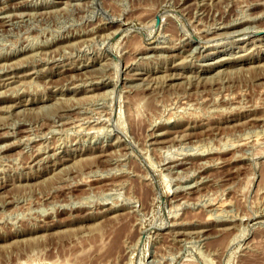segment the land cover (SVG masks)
I'll use <instances>...</instances> for the list:
<instances>
[{
    "label": "rangeland",
    "instance_id": "rangeland-1",
    "mask_svg": "<svg viewBox=\"0 0 264 264\" xmlns=\"http://www.w3.org/2000/svg\"><path fill=\"white\" fill-rule=\"evenodd\" d=\"M91 1L0 0V264H264V0Z\"/></svg>",
    "mask_w": 264,
    "mask_h": 264
},
{
    "label": "bare ground",
    "instance_id": "bare-ground-1",
    "mask_svg": "<svg viewBox=\"0 0 264 264\" xmlns=\"http://www.w3.org/2000/svg\"><path fill=\"white\" fill-rule=\"evenodd\" d=\"M69 1V0H68ZM93 1V0H92ZM91 1V2H92ZM172 1V0H171ZM77 2V1H76ZM163 2H165V1H163ZM208 2V1H207ZM72 3H74V2H72ZM99 3V2H98ZM160 3V2H159ZM208 3H210V2H208ZM62 4V3H61ZM162 4V3H161ZM178 4V3H177ZM186 4V3H185ZM77 5V4H76ZM94 5V4H93ZM160 5V4H159ZM211 5V4H210ZM99 6V5H98ZM155 6H156V4H155ZM197 6V5H196ZM251 6V5H250ZM61 7V6H60ZM64 7H65V5H64ZM68 7V6H67ZM74 7V6H73ZM247 7V6H246ZM42 8V7H41ZM158 8V7H157ZM89 9V8H88ZM88 9H86V10H88ZM93 9V8H92ZM156 9V8H155ZM36 10V9H35ZM157 10V9H156ZM159 10V9H158ZM157 10V11H158ZM251 10V9H250ZM33 11V10H32ZM152 11V10H151ZM150 11V12H151ZM154 11V10H153ZM180 11V10H179ZM245 11V10H244ZM185 12V11H184ZM14 13V12H13ZM42 13V12H41ZM61 13V12H60ZM263 13V12H262ZM5 14V13H4ZM38 14V13H37ZM48 14V13H47ZM106 14V13H105ZM3 15V14H2ZM152 15V14H151ZM150 15V16H151ZM156 15V14H155ZM158 15V14H157ZM165 15V14H164ZM179 15V14H178ZM198 16V15H197ZM199 16H200V14H199ZM245 16H247V15H245ZM40 17V16H39ZM46 17V16H45ZM85 17V16H84ZM83 17V18H84ZM87 17V16H86ZM164 17V16H163ZM169 17V16H168ZM250 17V16H249ZM252 17V16H251ZM27 18V17H26ZM109 18V17H108ZM235 18V17H234ZM254 18V17H253ZM14 19V18H13ZM37 19H39V18H37ZM123 19V18H122ZM249 19V18H248ZM256 19V18H255ZM40 20V19H39ZM44 20V19H43ZM84 20V19H83ZM234 20V19H233ZM262 20V19H261ZM0 21H4V19H2V18H0ZM9 21V20H8ZM28 21V20H27ZM45 21V20H44ZM151 21V20H150ZM152 21H154V19L152 20ZM32 22H33V20H32ZM100 22H101V20H100ZM103 22V21H102ZM18 24V23H17ZM180 24V23H179ZM258 24H259V22H258ZM107 25V24H106ZM201 25V24H200ZM23 26V25H22ZM217 26V25H216ZM246 26V25H245ZM248 26V25H247ZM252 26V25H251ZM251 26H248V27H251ZM121 27V26H120ZM202 27V26H201ZM200 27V28H201ZM7 28V27H6ZM171 28V27H170ZM169 28V29H170ZM206 28V27H205ZM234 28V27H233ZM259 28V27H258ZM117 29V28H116ZM180 29V28H179ZM184 29V28H183ZM212 29V28H211ZM75 30V29H74ZM86 30V29H85ZM88 30V29H87ZM175 30V29H174ZM195 30V29H194ZM208 30V29H207ZM235 30V29H234ZM261 30V29H260ZM96 31V30H95ZM136 31V30H135ZM168 31V30H167ZM69 32V31H68ZM104 32V31H103ZM114 32H115V30H114ZM137 32V31H136ZM171 32H172V30H171ZM118 33V32H117ZM166 33V32H165ZM170 33V32H169ZM185 33V32H184ZM251 33V32H250ZM253 33V32H252ZM70 34V33H69ZM172 34H173V32H172ZM72 35V34H71ZM97 35V34H96ZM102 35V34H101ZM113 35V34H112ZM212 35V34H211ZM258 35V34H257ZM39 36V35H38ZM94 36V35H93ZM107 36H108V34H107ZM179 36V35H178ZM185 36V35H184ZM193 36V35H192ZM240 36H242V35H240ZM34 37V36H33ZM89 37V36H88ZM100 37V36H99ZM166 37V36H165ZM175 37H177V36H175ZM253 37V36H252ZM204 38V37H203ZM206 38V37H205ZM215 38V37H214ZM213 38V39H214ZM217 38V37H216ZM264 38V37H263ZM30 39V38H29ZM98 39V38H97ZM168 39V38H167ZM207 39V38H206ZM244 39V38H243ZM86 40V39H85ZM204 40V39H203ZM34 41V40H33ZM47 41V40H46ZM68 41V40H67ZM187 41H189V39L187 40ZM200 41V40H199ZM207 41V40H206ZM205 41V42H206ZM37 42V41H36ZM66 42V41H65ZM136 42V41H135ZM184 42V41H183ZM248 42V41H247ZM73 43V42H72ZM82 43H84V42H82ZM93 43V42H92ZM137 43V42H136ZM135 43V44H136ZM139 44H140V42H138ZM33 44V43H32ZM78 44V43H77ZM134 44V43H133ZM139 44H137V45H139ZM166 44V43H165ZM29 45V44H28ZM87 45H88V43H87ZM131 45V44H130ZM146 45V44H145ZM158 45V44H157ZM168 45V44H167ZM62 46V45H61ZM82 46V45H81ZM84 46V45H83ZM135 46V45H134ZM180 46V45H179ZM22 47V46H21ZM63 47V46H62ZM77 47H78V45H77ZM186 47V46H185ZM155 47H148V48H145L144 50V52L146 53V52H150L151 51V53H152V51H153V49H154ZM162 48V47H161ZM172 48V47H171ZM181 48V47H180ZM190 48V47H189ZM194 48V47H193ZM4 49V48H3ZM39 49V48H38ZM66 49V48H65ZM79 49V48H78ZM85 49V48H84ZM102 49V48H101ZM134 49V48H133ZM174 49V48H173ZM37 50V49H36ZM45 50V49H44ZM87 50V49H86ZM140 50V49H139ZM181 50V49H180ZM4 51V50H3ZM22 51V50H21ZM31 51V50H30ZM121 51V50H120ZM142 51V50H141ZM190 51V50H189ZM20 52V51H19ZM37 52V51H36ZM69 52V51H68ZM97 52V51H96ZM136 52V51H135ZM154 52V51H153ZM158 52V51H157ZM191 52V51H190ZM31 53V52H30ZM80 53V52H79ZM150 53V54H151ZM162 53V52H161ZM180 53V52H179ZM28 54V53H27ZM26 54V55H27ZM78 54V53H77ZM83 54V53H82ZM170 54V53H169ZM175 54H176V52H175ZM25 55V54H24ZM138 55V54H137ZM143 55H145V54H143ZM147 55V54H146ZM171 55V54H170ZM19 56V55H18ZM79 56V55H78ZM91 56V55H90ZM113 56H115V55H113ZM135 56V55H134ZM148 56V55H147ZM4 57V56H3ZM7 57V56H6ZM43 57V56H42ZM173 57V56H172ZM17 58V57H16ZM16 58H13V59H15L16 60ZM48 58V57H47ZM100 58V57H99ZM135 58V57H134ZM12 59V60H13ZM252 59V58H251ZM254 59V58H253ZM11 60V58L10 57H8V58H6L5 60H3L2 62H4V61H9L8 63H6V62H4V63H6V64H4V66H9V67H11L10 65V61ZM37 60V59H36ZM137 60V59H136ZM181 60V59H180ZM178 61V60H177ZM242 61V60H241ZM1 62V61H0ZM90 62V61H89ZM110 62H112V61H110ZM117 62V61H116ZM128 62V61H127ZM85 63H86V61H85ZM126 63V62H125ZM79 65V64H78ZM9 67H7V68H9ZM68 67V66H67ZM79 67V66H78ZM172 67V66H171ZM5 68V67H4ZM176 68V67H175ZM85 69V68H84ZM118 69H119V67H118ZM8 70V69H7ZM170 70V69H169ZM57 71V70H56ZM85 71V70H84ZM108 71V70H107ZM132 71V70H131ZM207 71V70H206ZM11 72V71H10ZM17 72V71H16ZM25 72V71H24ZM38 72V71H37ZM74 72V71H73ZM118 72V71H117ZM134 73H135V70L133 71ZM165 72V71H164ZM169 72V71H168ZM107 73V72H106ZM109 73V72H108ZM107 73V74H108ZM129 73V72H128ZM177 73H178V71H177ZM153 74V73H152ZM189 74V73H188ZM194 74V73H193ZM71 75H72V73H71ZM189 75H191V74H189ZM194 75H196V74H194ZM57 76V75H56ZM79 76V75H78ZM89 76V75H88ZM87 76V77H88ZM101 76V75H100ZM100 76L98 77V78H100ZM109 76V75H108ZM126 76V75H125ZM129 77L131 76V74L130 75H128ZM167 76V75H166ZM198 76H200V75H198ZM204 76V75H203ZM30 77H31V75H30ZM117 77V76H116ZM155 77V76H154ZM178 77V76H177ZM195 77V76H194ZM202 77V76H201ZM89 78V77H88ZM95 78H97V77H95ZM149 78V77H148ZM153 78V77H152ZM151 78V79H152ZM170 78V77H169ZM192 78H193V76H192ZM198 78V77H197ZM91 79H93V78H91ZM107 79V78H106ZM105 79V80H106ZM138 79V78H137ZM157 79V78H156ZM198 79H200V78H198ZM206 78H204V80H205ZM208 79V78H207ZM3 80V79H2ZM6 80V79H5ZM31 80V79H30ZM44 80V79H43ZM81 80V79H80ZM86 80V79H85ZM89 80H90V78H89ZM94 80V79H93ZM99 80V79H98ZM105 80H104V82L102 81L101 83L99 82V84H96L95 85V87L94 88H91V85H90V88L91 89H101V88H103L104 89V87H106L108 84L105 82ZM155 80V79H154ZM46 81V80H45ZM150 81V80H149ZM194 81V80H193ZM86 82V81H85ZM93 82V81H92ZM75 83V82H74ZM77 83V82H76ZM81 83V82H80ZM88 83V82H87ZM91 83V82H90ZM118 83V82H117ZM132 83V82H131ZM202 83V82H201ZM18 84V83H17ZM48 84V83H47ZM52 84V83H51ZM194 84V83H193ZM198 84V83H197ZM32 85V84H31ZM79 85V84H78ZM19 86V85H18ZM63 86V85H62ZM118 86V85H117ZM124 86V85H123ZM6 87V86H5ZM151 87V86H150ZM25 88H28V87H25ZM55 88V87H54ZM67 88V87H66ZM6 89H7V87H6ZM112 89V88H111ZM124 89V88H123ZM129 89V88H128ZM24 90V89H23ZM102 90V89H101ZM99 91V92H102V91ZM106 90V89H105ZM61 91V90H60ZM95 91V90H94ZM8 92V91H7ZM74 93H75V90L73 91ZM77 92H79L78 90H77ZM99 92H98V94H99ZM104 92H107V91H104ZM1 93H3V92H1ZM0 93V94H1ZM89 93V92H88ZM97 92L95 91V93H93V94H96ZM108 93H110V92H108ZM13 94V93H12ZM72 94V93H71ZM79 94V93H78ZM83 94H85V93H83ZM107 94V93H106ZM76 95V94H75ZM74 95V96H75ZM88 95V94H87ZM86 95V96H87ZM91 95H92V93H91ZM97 95V94H96ZM103 95V94H102ZM78 96V95H77ZM99 96V95H98ZM2 97V96H1ZM16 97V96H15ZM48 97V96H47ZM66 97V96H65ZM72 97V96H71ZM80 97V96H79ZM83 97V96H82ZM7 98V97H6ZM26 98V97H25ZM45 98V97H44ZM74 98V97H73ZM91 98V97H90ZM93 98V97H92ZM95 98H97L96 96H95ZM94 98V99H95ZM99 98V97H98ZM102 98V97H101ZM28 99V98H27ZM59 99V98H58ZM63 99H65V98H63ZM72 99V98H71ZM77 99V98H76ZM79 99V98H78ZM40 100V99H39ZM84 100H85V98H84ZM90 100V99H89ZM92 100V99H91ZM11 101V100H10ZM66 101V100H65ZM69 101V100H68ZM85 101H87V100H85ZM93 101V100H92ZM25 102H28V101H25ZM24 102V103H25ZM46 102V101H45ZM58 101H56V103H57ZM89 102V101H88ZM87 102V103H88ZM107 103V102H106ZM26 104V103H25ZM80 104V103H79ZM83 104V103H82ZM103 104V103H102ZM18 105V104H17ZM22 105H23V103H22ZM28 105V104H27ZM40 105V104H39ZM42 105V104H41ZM86 106V105H85ZM99 106V105H98ZM5 107V106H4ZM7 107V106H6ZM25 107V106H24ZM27 107V106H26ZM31 107V106H30ZM33 107V106H32ZM31 107V108H32ZM81 107V106H80ZM92 107V106H91ZM11 108V107H10ZM9 108V109H10ZM17 108V107H16ZM15 108V109H16ZM85 108V107H84ZM88 108V107H87ZM95 108V107H94ZM2 109H3V107H2ZM18 109V108H17ZM22 109V108H21ZM83 109V108H82ZM91 109H93V108H91ZM104 109V108H103ZM101 110V109H100ZM106 110V109H105ZM104 110V111H105ZM0 111H1V109H0ZM19 111V110H18ZM86 111V110H85ZM94 111V110H93ZM104 111H103V113H104ZM63 113V112H62ZM102 113V114H103ZM110 113V112H109ZM13 114H15V113H13ZM58 114V113H57ZM77 114V113H76ZM111 114V113H110ZM79 115V114H78ZM107 115V114H106ZM8 116V115H7ZM18 116H20V115H18ZM77 116V115H76ZM75 116V117H76ZM102 116V115H101ZM9 117V116H8ZM53 117V116H52ZM70 117V116H69ZM75 117H73V118H75ZM81 117V116H80ZM87 117H89L88 115H87ZM86 117V118H87ZM100 117V116H99ZM105 117H107V116H105ZM3 118H5V115H4V117ZM101 118V117H100ZM169 118H170V116H169ZM168 118V119H169ZM70 119V118H69ZM83 119H85V118H83ZM105 119V118H104ZM97 120H99L98 118H97ZM4 121V120H3ZM17 121V120H16ZM15 121V122H16ZM64 121H65V118H64ZM67 121V120H66ZM85 121V120H84ZM110 121V120H109ZM108 121V122H109ZM78 122V121H77ZM82 122V121H81ZM9 123V122H8ZM14 123V122H13ZM52 123V122H51ZM61 123V122H60ZM99 123V122H98ZM153 123V122H152ZM15 124V123H14ZM76 124H78V123H76ZM80 124V123H79ZM92 124V123H91ZM158 124V123H157ZM164 124V123H163ZM10 125H11V123H10ZM86 125V124H85ZM84 125V126H85ZM150 125V124H149ZM148 125V126H149ZM12 126V125H11ZM28 126V125H27ZM33 126V125H32ZM97 126V125H96ZM96 126H94V127H96ZM99 126H101V125H99ZM107 126H109V125H107ZM106 126V127H107ZM2 127V126H1ZM40 127V126H39ZM62 127V126H61ZM105 127V126H104ZM155 127V126H154ZM69 128V127H68ZM67 128V129H68ZM71 129H72V127H70ZM79 128V127H78ZM84 128V127H83ZM83 128H81V129H83ZM93 128V127H92ZM101 128V127H100ZM123 128V127H122ZM18 129V128H17ZM25 129V128H24ZM28 129V128H27ZM52 129H54V128H52ZM55 129H57V128H55ZM63 129H65V128H63ZM85 129V128H84ZM87 129V128H86ZM90 129V128H89ZM89 129H88V131H89ZM96 129L98 130V128L96 127ZM102 129V128H101ZM79 130V129H78ZM123 130V129H122ZM36 131V130H35ZM63 131V130H62ZM70 131V130H69ZM80 131V130H79ZM94 131H95V129H94ZM103 131V130H102ZM159 131V130H158ZM28 132V131H27ZM41 132V131H40ZM43 132V131H42ZM45 132V131H44ZM50 132V131H49ZM66 132V131H65ZM73 132V131H72ZM84 132V131H83ZM96 132V131H95ZM105 132V131H104ZM110 132H112V131H110ZM154 132H155V130H154ZM162 132H163V130H162ZM10 133H11V131H10ZM16 133V132H15ZM33 133V132H32ZM36 133V132H35ZM46 133V132H45ZM71 133V132H70ZM79 133V132H78ZM92 133V132H91ZM101 133V132H100ZM117 133V132H116ZM124 133V132H123ZM22 134V133H21ZM28 134V133H27ZM40 134V133H39ZM107 134V133H106ZM156 134V133H155ZM38 135V134H37ZM149 135V134H148ZM181 135V134H180ZM25 136V135H24ZM43 136V135H42ZM95 136V135H94ZM93 136V137H94ZM182 136V135H181ZM18 137V136H17ZM28 137V136H27ZM75 137H76V135H75ZM22 138V137H21ZM80 138V137H79ZM158 138V137H157ZM161 138V137H160ZM84 139V138H83ZM21 140V139H20ZM42 140V139H41ZM128 140V139H127ZM156 140V139H155ZM195 140V139H194ZM24 141V140H23ZM61 141V140H60ZM247 141V140H246ZM24 142H26V141H24ZM35 142V141H34ZM105 142V141H104ZM113 142V141H112ZM197 142V141H196ZM201 142V141H200ZM241 142V141H240ZM243 142V141H242ZM241 142V143H242ZM103 143V142H102ZM185 143V142H184ZM189 143V142H188ZM199 143V142H198ZM246 143V142H245ZM95 144V143H94ZM108 144V143H107ZM113 144V143H112ZM186 144V143H185ZM191 144V143H190ZM200 144V143H199ZM208 144V143H207ZM244 144V143H243ZM242 144V145H243ZM36 145V144H35ZM41 145V143L39 144V146ZM180 145V144H179ZM192 145V144H191ZM211 145V144H210ZM238 145V144H237ZM58 146V145H57ZM78 146V145H77ZM106 146V145H105ZM113 146V145H112ZM114 146H115V144H114ZM168 146V145H167ZM196 146V145H195ZM36 147V146H35ZM150 147V146H149ZM157 147H159V146H157ZM168 147H170V146H168ZM200 147V146H199ZM208 147H210V146H208ZM221 147V146H220ZM223 147V146H222ZM30 148V147H29ZM46 148V147H45ZM54 148V147H53ZM109 148H110V146H109ZM196 148V147H195ZM197 148H198V146H197ZM212 148V147H211ZM224 148V147H223ZM100 149V148H99ZM106 149V148H105ZM105 149H103V150H101V155H105ZM119 149V148H118ZM160 149H161V147H160ZM166 149V148H165ZM208 149V148H207ZM218 149V148H217ZM25 150V149H24ZM28 150V149H27ZM69 150V149H68ZM109 150V149H108ZM112 150V149H111ZM110 150V151H111ZM130 150V149H129ZM170 150V149H169ZM187 150V149H186ZM206 150V149H205ZM211 150V149H210ZM221 150V149H220ZM109 151V152H110ZM113 151V150H112ZM178 151V150H177ZM181 151V150H180ZM188 151V150H187ZM39 152V151H38ZM107 152V151H106ZM128 152V151H127ZM126 152V153H127ZM184 152V151H183ZM189 152V151H188ZM192 152V151H191ZM190 152V153H191ZM72 153V152H71ZM76 153H78V152H76ZM124 153V152H123ZM179 153V152H178ZM205 153V152H204ZM115 154V153H114ZM121 154V153H120ZM158 154H160V153H158ZM118 155V154H117ZM124 155V154H123ZM181 155V154H180ZM95 157L97 156V154H95L94 155ZM93 155H92V158L94 157ZM99 156V155H98ZM106 156V155H105ZM121 156V155H120ZM164 157V156H163ZM181 157V156H180ZM67 158V157H66ZM108 157H106V159H107ZM123 158V157H122ZM209 158V157H208ZM212 158V157H211ZM71 159V158H70ZM77 159V158H76ZM79 159H80V157H79ZM112 159V158H111ZM116 159H118V158H116ZM120 159V158H119ZM69 160V159H68ZM101 160V159H100ZM103 160V159H102ZM60 161V160H59ZM107 161V160H106ZM163 161V160H162ZM217 161V160H216ZM35 162V161H34ZM38 162V161H37ZM58 162V161H57ZM174 162V161H173ZM201 162V161H200ZM213 162V161H212ZM175 163H177V162H175ZM209 163V162H208ZM62 164V163H61ZM189 164V163H188ZM214 164V163H213ZM201 165V164H200ZM204 165V164H203ZM54 168V167H53ZM108 168V167H107ZM198 168V167H197ZM196 168V169H197ZM176 169V168H175ZM174 169V170H175ZM43 170V169H42ZM106 170V169H105ZM173 170V169H172ZM54 171V170H53ZM195 171V170H194ZM106 172V171H105ZM162 172V171H161ZM168 172V171H167ZM184 173V172H183ZM165 174V173H164ZM169 174V173H168ZM177 174V173H176ZM201 174V173H200ZM180 175V174H179ZM187 176V175H186ZM200 176V175H199ZM6 177V176H5ZM100 177V176H99ZM205 178V177H204ZM199 179V178H198ZM143 180V179H142ZM194 182V181H193ZM176 184V183H175ZM178 184V183H177ZM191 185H192V183H191ZM204 185V184H203ZM178 186V185H177ZM187 190H189V189H187ZM181 191V190H180ZM180 194V193H179ZM175 196V195H174ZM180 196V195H179ZM200 197V196H199ZM184 199H185V197H184ZM173 200V199H172ZM182 200V199H181ZM176 201V200H175ZM6 202V201H5ZM180 202V201H179ZM186 202V201H185ZM177 203V202H176ZM5 204V203H4ZM179 205H180V203H179ZM182 205V204H181ZM187 206V205H186ZM210 207H212V206H210ZM135 208V207H134ZM171 208V207H170ZM169 208V209H170ZM174 209V208H173ZM175 210V209H174ZM173 210V211H174ZM214 211V210H213ZM134 213V212H133ZM210 213V212H209ZM179 214V213H178ZM208 216V215H207ZM209 217V216H208ZM220 219V218H219ZM208 220V219H207ZM195 221V220H194ZM204 222V221H203ZM173 223V222H172ZM235 224V223H234ZM227 226H229V225H227ZM225 228V227H224ZM233 230V229H232ZM162 232V231H161ZM230 232V231H229ZM171 233V232H170ZM162 234H164V233H162ZM206 235V234H205ZM181 236H182V234H181ZM191 236V235H190ZM206 237V236H205ZM128 238V237H127ZM178 239V238H177ZM186 239V238H185ZM193 240V239H192ZM191 241V240H190ZM202 241V240H201ZM192 242V241H191ZM179 243V242H178ZM152 262V261H151ZM148 264V263H147Z\"/></svg>",
    "mask_w": 264,
    "mask_h": 264
}]
</instances>
